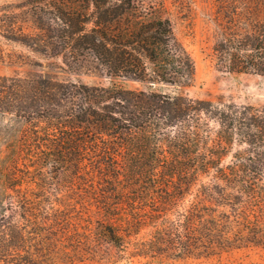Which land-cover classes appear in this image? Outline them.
I'll return each instance as SVG.
<instances>
[{"label":"trees","instance_id":"1","mask_svg":"<svg viewBox=\"0 0 264 264\" xmlns=\"http://www.w3.org/2000/svg\"><path fill=\"white\" fill-rule=\"evenodd\" d=\"M161 1L1 4L0 62L35 63L9 48L15 46L56 58L67 70L97 69L142 86L0 74V145L11 162L12 152L38 150L40 165L66 167L82 180L86 209L95 206L101 216L86 238L98 237L99 246L115 247L123 257L200 258L264 249V106L220 105L183 91L195 82L196 63ZM216 3V65L264 75V0ZM159 84L178 91L159 90ZM241 143L246 147L224 164L226 153ZM18 185L9 180L5 186L10 199L2 216V259L18 253L24 240L17 217L34 221L33 211L45 209L21 195ZM55 221L52 229L33 224L44 226L37 233L42 252L61 226Z\"/></svg>","mask_w":264,"mask_h":264},{"label":"rangeland","instance_id":"2","mask_svg":"<svg viewBox=\"0 0 264 264\" xmlns=\"http://www.w3.org/2000/svg\"><path fill=\"white\" fill-rule=\"evenodd\" d=\"M22 1L24 0H0V5ZM158 6L162 12L172 18L178 36L188 46L195 59V82L192 86L183 89L185 93L195 98L211 100L220 105L264 106V75L223 70L216 65L211 55L214 18L218 8L216 0H162ZM9 48L24 51L35 59V63L22 65L0 62V74L39 72L55 75L61 79L81 80L91 85L109 86L117 83L126 88L142 86L135 80L113 79L97 69L67 70L66 67H61L62 62L56 58H44L25 48L15 46H9ZM156 88L169 92L178 91L177 88L165 84H159ZM245 147L246 144L243 143L234 144L231 151L226 153L224 164L231 162L233 151L236 148L244 149ZM39 154L43 153L34 150L28 154L19 150V152L11 153L15 156L14 161L11 162L5 147L0 145V236L6 229L2 216L6 212V202L10 199L5 191L9 180L19 182L21 195L29 194L32 200H36V207H45L42 211L39 209L33 211L34 219L31 220L34 221H28L22 215L17 217L22 225L24 240H19L18 253L10 250L9 252L15 255L6 259L0 257V264H15V262L19 264H264V249L262 248L225 251L211 257L173 258L131 255L123 257L115 247L108 249V244L104 242L99 246L98 237L86 238V234L91 233L88 228L92 227V223L96 224V220L101 217L94 212L95 206L91 209L92 211L86 209L90 207L85 192L86 185L80 179L74 180L66 167L40 165L38 163ZM11 192L15 194L14 191ZM55 220H59L61 226L58 225L57 230L49 234L51 241L47 246L48 251L42 252L37 233L43 231L44 226L33 224L40 221L46 222L48 225L46 227L52 229L56 227L53 225L57 222ZM75 232H79L80 235H74ZM140 235H145V231H142ZM0 240L3 241V238L0 237ZM71 258H74L72 262L69 261Z\"/></svg>","mask_w":264,"mask_h":264}]
</instances>
